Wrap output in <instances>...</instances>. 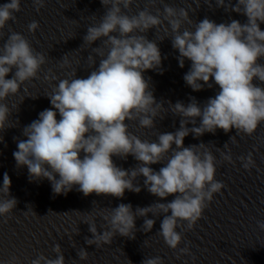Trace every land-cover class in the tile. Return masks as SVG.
I'll list each match as a JSON object with an SVG mask.
<instances>
[{
    "label": "clouds",
    "instance_id": "clouds-1",
    "mask_svg": "<svg viewBox=\"0 0 264 264\" xmlns=\"http://www.w3.org/2000/svg\"><path fill=\"white\" fill-rule=\"evenodd\" d=\"M32 2L37 12L45 5V0ZM134 2L100 0L105 12L97 24L87 27L81 44L92 47L99 41L92 47L95 56L87 57L92 70L86 78H79L73 69L68 73L69 78L59 80L47 95L51 107L24 126L22 135L26 139L14 138L17 150L13 157L17 168H27L29 182L48 180L54 195H67L76 188L86 197L95 193L122 199L126 190L139 193L143 187L160 200L173 196L171 201H157L146 207L137 206L135 210L130 203H121L101 211L107 224L102 232L98 231L95 220L84 223L92 233V238L85 237V242L99 248L111 245L117 235L135 239L138 217L144 218L140 230L147 233L156 223L148 218L149 214L163 216L157 235L175 250L182 241L177 228L192 230L213 195L224 187L215 179L217 165L234 163L230 149L227 153L220 151L221 159L217 160L207 144L184 146L185 138L191 134L198 139L206 133L214 135L217 129L225 133L235 129L236 135L230 137L235 143L237 135L252 136L264 123V86H260L264 85V63H261L264 30L260 27L264 24V0H236L234 6L232 0H214L216 7L245 16L244 23L235 19L216 23L207 17L193 22L184 7L164 4L163 11L155 7L163 0H145L142 10L129 15ZM195 2L198 8L200 0ZM203 2L212 7V0ZM19 11L20 0L0 4V38L4 37L7 22L15 21L14 13ZM184 24L193 25L194 30L181 31ZM38 27V22L32 21L28 30L35 33ZM150 29L163 30L166 35L170 31L172 48L179 53L176 57L179 67L184 68L186 60L191 62L183 79L194 92L204 90L205 86L211 89L213 84L219 88L203 104L195 97H189L187 105L168 101L171 114L180 118L179 128L175 132L158 133L152 141L142 140L130 131L128 123L138 122L139 128L153 129L157 117L162 120L167 115L165 102L157 101L154 96L151 77L144 76L148 70L163 74L157 40H149L146 35ZM9 31L7 40L0 46V132L11 127L8 120L12 113L4 101L17 95L25 82L38 78L41 66L47 63L45 54L36 51L25 36ZM60 67H72L67 55ZM10 73L11 78H6ZM45 79L58 78L49 69ZM227 147L225 143L224 148ZM129 155L138 162L134 168L126 170L113 160V157L126 160ZM238 159L246 170L255 166L251 153ZM161 163L163 166L158 171L151 167ZM140 177H143L142 186ZM10 187L11 178L4 173L0 184V216H8L17 206ZM32 214L36 215L33 210ZM257 223L264 231V221ZM52 251L56 258L40 254L31 264H65L61 246L54 245ZM179 251L187 254L189 249L184 247ZM77 255L80 260L88 259L83 248ZM3 264H18V257L13 256ZM142 264H163V261L157 256L144 259Z\"/></svg>",
    "mask_w": 264,
    "mask_h": 264
},
{
    "label": "water",
    "instance_id": "water-1",
    "mask_svg": "<svg viewBox=\"0 0 264 264\" xmlns=\"http://www.w3.org/2000/svg\"><path fill=\"white\" fill-rule=\"evenodd\" d=\"M5 2L8 0H0V4ZM232 2L234 6L236 0ZM212 3L209 8L200 0L197 8L195 0H163V3L158 2L155 7L161 11L164 4L184 7L189 10L193 22H199L205 17L216 23H228L233 19L246 22L245 16L216 7L214 0ZM20 6L21 11L14 13L15 21H8L3 29L4 37L0 38V46L7 40L9 30L20 33L36 51L45 54L47 63L41 66L38 78L25 82L17 95L4 101L12 114L8 120L11 127L0 132L3 137L0 141V184L3 174L7 173L11 178V196L18 203L8 216H0V264L13 256L18 257V264H31L40 254L54 259L56 253L52 249L56 244L61 246L65 264H142L144 259L157 256L162 259L163 264H264V231L257 223L264 221V123L258 126L252 136L237 135L235 143L230 140V137L236 135L235 129L229 133L217 129L214 135L206 133L198 139H194L191 134L185 138L184 146L200 142L207 144L217 160L221 159L220 151L227 153L230 149L234 163L223 162L217 165L215 179L222 182L224 187L213 195V200L192 230L177 228L182 233V241L177 249H171L162 236L157 235L163 216L152 217L151 214L148 218L155 219L156 223L150 232L140 230L144 218L136 219L135 239L117 235L111 245L99 248L85 242V237L92 238L88 225L84 223L86 220H95L98 231L102 232L107 228L100 215L101 211L110 210L121 203H130L135 210L137 206L146 207L157 201L168 202L174 197L160 200L143 187L139 193L126 190L122 199L110 195L98 196L95 193L86 197L76 188L67 195H54L48 180L29 182L27 168L16 167L13 152L17 150V143L14 138L26 139L22 135L24 126L36 120L41 111L51 107L47 95L58 85L60 79L69 78L68 73L73 69L77 70L79 78H86L92 70L87 57L95 56L92 47H96L99 41L92 47L81 44L87 27L97 24L99 17L105 12L100 0H45V5L39 12L32 0H20ZM144 7L145 0H135L128 14H136ZM152 11L155 14V8ZM32 21L39 24L35 33L28 30ZM260 27L264 30V24ZM184 28L194 30L193 25L184 24L181 31ZM146 35L149 40H157L162 55L163 74L148 70L144 76L151 77L154 96L157 101L165 102L167 115L162 120L157 117L153 129L139 128L138 122L128 123L130 131L142 140L152 141L158 133L175 132L179 128L180 118L171 114L168 101L173 104L182 101L187 105L189 97H195L203 104L219 88L213 84L211 89L205 86L204 90L194 92L183 79L191 62L186 60L184 68L179 67L176 59L179 53L172 48L170 31L166 35L163 30L156 32L155 29H150ZM161 39L164 40L159 41ZM65 55L72 62L71 68L60 67ZM96 59L98 63L99 57ZM49 69L58 79H45ZM11 76L10 73L6 78L10 79ZM254 83L260 84L258 80H254ZM25 88L27 91H24ZM225 143L228 144L227 148H224ZM249 153L255 166L246 170L238 158L247 157ZM113 160L117 166L126 170L138 164L131 155L126 160L117 157H113ZM162 166L163 163L151 165L156 171ZM138 181L142 186L143 177L138 178ZM32 210L36 215L32 214ZM182 223L186 225V222ZM184 247H188L189 252L180 254L179 250ZM81 248L88 252L87 260L79 259L77 253Z\"/></svg>",
    "mask_w": 264,
    "mask_h": 264
}]
</instances>
